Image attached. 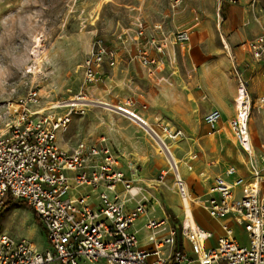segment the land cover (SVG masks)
<instances>
[{
  "label": "built area",
  "instance_id": "built-area-1",
  "mask_svg": "<svg viewBox=\"0 0 264 264\" xmlns=\"http://www.w3.org/2000/svg\"><path fill=\"white\" fill-rule=\"evenodd\" d=\"M228 1L232 5L240 2ZM259 1L252 0L253 6ZM154 32L160 38H147L145 24H137L135 58L149 72L157 60L144 48L145 40L151 42L159 55H165L173 46L187 47L191 42L187 31L165 36L162 26L156 25ZM247 47L254 60L264 59V35L251 40ZM91 49L84 61V77L85 84L96 85L102 82L98 70L105 63L114 67L118 55L99 39ZM262 78L264 82V70ZM246 97L249 118L251 100L247 93ZM42 100L40 90L33 89L9 107L10 122L0 135V216L10 200L25 202L40 219L48 248L38 251L25 239L1 233L0 264H264V175L253 161L249 177L238 175L237 168L230 167L208 189L203 209L210 219L222 222V234L214 245L210 242L214 232L185 220L180 232L171 228L166 240L155 243L153 254L157 258L150 262L148 254L139 250L138 235L131 228L140 217L148 215L152 202L127 210L125 202L136 198L138 191L120 170L119 156L104 138L80 142L71 150H63L59 138L75 118L85 117L89 107L95 105L126 116L149 134L162 151L167 167L160 171L157 182L164 186L171 178L172 189L185 210L187 200L194 203L197 199L192 197L172 149L173 143L184 138L182 130L150 124L131 109L130 101L112 107L89 99L83 91L47 108H40ZM253 107L264 110V90ZM221 120L219 110L204 118L211 132L218 130ZM248 124L238 118L230 123L236 140L250 156ZM196 158L193 155L189 160ZM118 186L123 187L122 193L117 191ZM164 226L163 221L149 219L146 229L155 234ZM237 228L247 234V244L237 238ZM179 234L190 251L177 249L167 258L160 255L165 245L176 244Z\"/></svg>",
  "mask_w": 264,
  "mask_h": 264
},
{
  "label": "rangeland",
  "instance_id": "rangeland-1",
  "mask_svg": "<svg viewBox=\"0 0 264 264\" xmlns=\"http://www.w3.org/2000/svg\"><path fill=\"white\" fill-rule=\"evenodd\" d=\"M252 6V0H248L247 3L240 0L237 5H232L228 0H0V135L5 133L10 122V105L15 104L19 98L33 89H39L43 96L40 108H47L58 101L70 100L81 91L86 93L89 99L96 100L93 94L95 85L85 84L84 77V61L95 40H102L104 45L116 51L119 57L122 50L125 53L134 47L139 22L145 24L148 36L155 38L158 37L153 33L156 25L162 26L166 36H173L172 34L181 30L190 34L203 31L210 36L208 41H200L198 44L192 42L190 53L183 54L177 48L173 49L176 46L171 48L170 53L177 59L174 64L177 69L175 77L181 76L185 85L183 79L186 77L184 74L186 69L180 63V59L198 53L212 57L216 69L221 71L223 90L237 96L238 89L241 86L245 88L251 100L248 134L252 152L255 154L251 161L264 175V110L253 107L260 84L252 82V76L257 72L247 67V62L239 65L236 60H233V64L231 61H221L227 56L222 46L221 35L228 42L235 33L245 29L244 25H236L230 32L224 31L230 17L229 7H236L239 10L252 9ZM175 26L183 29L175 31ZM263 62L264 59L259 61ZM200 68L198 67V70ZM228 68L233 72L227 71ZM206 92L207 98L211 99L212 94L207 89ZM236 96L228 100L223 109L219 135L225 137V146L229 151L224 168L235 166L246 174V167L250 166V156L238 145L230 125L236 118L234 110V99H238ZM122 102L126 104L124 100ZM214 105L216 107L219 104L214 100ZM96 109L89 107L90 112L87 116L90 114V117L95 119L92 110ZM87 116L85 121L90 122V117ZM97 121L102 123L100 118H97ZM156 123L151 122L152 125ZM147 136L153 141L157 153L162 154L153 138L149 134ZM162 156L165 158L163 154ZM188 159L189 157L179 162L176 158L187 183L194 175V169L190 170L187 165ZM212 159L219 168L223 160L219 156ZM142 170L141 167L140 171L143 172ZM136 171L139 172L137 167ZM157 175L158 172L155 173V180ZM168 182L172 187L171 178ZM170 201L160 202L165 209L168 208L172 215L171 219L176 224L184 222L187 208L182 214L178 209H184L183 202L177 200L178 202L171 206ZM205 201L197 199L191 204L194 218L203 214ZM173 206L175 211L172 209ZM24 207L12 208L1 217L0 234L5 232V235L8 234L14 239H25L39 248H48L46 235L43 229L40 231L42 227L36 222L34 212L30 208L32 214ZM187 207L191 208L189 204ZM159 210L158 206L154 207L150 214L156 215ZM142 218L145 217H140L137 221ZM207 220L203 217L199 219L205 230L222 234L220 223L212 219ZM237 237L242 243H248L247 234L240 228L237 229Z\"/></svg>",
  "mask_w": 264,
  "mask_h": 264
},
{
  "label": "crops",
  "instance_id": "crops-1",
  "mask_svg": "<svg viewBox=\"0 0 264 264\" xmlns=\"http://www.w3.org/2000/svg\"><path fill=\"white\" fill-rule=\"evenodd\" d=\"M247 1L244 0V3H247ZM254 6L257 7L252 6V9L244 8L239 10L236 7H229L230 17L224 26V31L228 33L236 25H244L245 29L235 33L228 42L221 35L222 46L227 53V56L223 57L221 61L227 60V62L231 61L233 64V60H236L239 65L247 62V67L257 72L252 76V82H259L260 84L256 94L258 98L264 90L262 78L264 62L259 63V61L254 60L247 46L251 42L249 39L252 37L264 35V0H260ZM236 13L237 17L235 16ZM180 29L183 28L174 27L175 31H179ZM157 35V38H160V34ZM190 35L191 42L187 47L176 46L173 49L176 50L177 48L183 54L186 52L190 53L192 42L198 44L200 41H208L210 37L203 31L192 32ZM216 37L217 35L215 34L214 38L216 39ZM147 38L150 37L148 36ZM144 45L148 54L157 60V65L153 67L152 72H149L147 68L140 64L138 58H135L137 52L135 45L125 53L122 50L120 56L116 59L117 62L114 67H110L108 63H105L103 65L104 68L98 71V75H103V78L100 84L93 86L95 101L109 104L112 107L123 105L124 102L122 100L126 103L130 101L132 102L131 109L150 124L151 122H157L156 124H163L173 129L182 130L184 138L172 144L173 153L175 152L174 155L179 159V162L196 155V159L191 161L188 159L187 165H189V169H194V175L188 182V186L193 198L206 200L208 189L214 179L219 176H225L228 168L235 167L227 166L224 168L227 164L225 158L229 156V151L225 146V137L219 135V133L221 131L220 123L224 115L223 109L228 100L233 99L236 95L223 90L221 71L216 69L212 57L196 53L194 55L189 54L190 56L180 59V63L186 69V71L184 70L186 77L183 79L185 85H183L182 77H175L177 69L174 64L177 59L170 53L171 48L165 55H159L151 42L145 40ZM198 67L200 70H198ZM227 71L233 72L230 68ZM241 71L243 72V70ZM247 75L249 76V74ZM261 86L262 90L260 91ZM206 89L212 94L211 99L207 98ZM214 100L219 104L216 107ZM235 100L236 98L234 99V104ZM93 107L97 108L96 110H92L95 119L91 118L90 114L86 115L90 117V122L85 121V117L75 118L69 129L60 135L59 146L63 150H71L80 142L91 143L101 138L107 141V145L120 158V170L126 175V178L133 181L138 191L136 198L125 202L127 210L132 211L140 203L152 202L148 215L142 216L145 218L136 221L131 228V232L137 233L139 250L147 253L148 260L153 262L157 258L153 254L156 249L155 243L166 240L169 237L171 228H176L180 232L179 228L182 225V223L176 224L171 219L172 215L170 211L168 208L165 209L160 202L161 200H171L169 203L172 206L178 202L177 200H181L180 197L172 189L171 185H168V181L164 186H161L158 184L157 178L156 180L154 179L156 172L159 174L160 171L167 167V161L162 154L157 153V149L151 138L137 124L131 122L126 116L106 107L98 105ZM213 110H219L222 114V120L216 132H211L204 122L206 114ZM89 112L90 110L88 109ZM97 118H100L102 123L98 122ZM238 145L240 146L239 142ZM174 146L177 147L174 148ZM217 156L223 160L219 168L215 166L212 159H215ZM251 157H253L252 154ZM249 160L251 162L252 159L249 157ZM135 166L139 172L136 171ZM141 167L143 172L140 171ZM237 170L238 175L249 177L248 165L246 167V174H243L238 168ZM181 172L183 174V170ZM117 191L122 193L123 187L118 186ZM157 206L160 209L159 212L156 215H151V210ZM17 207L19 205H13L4 210L0 218L8 213L10 209H16ZM185 207L188 208L187 203ZM189 207H191L189 208L191 211L193 207L191 205ZM24 208L33 214L27 207ZM174 208L173 206V211H175ZM178 211H181L183 214L184 209H178ZM202 213L200 217L210 219L204 210ZM192 216L194 222L202 227L199 221L200 217L194 218L193 210ZM149 219L163 221L165 222V226L155 234H152L151 231L146 229ZM216 222L220 223V225L222 223L220 221ZM40 231H42V228H40ZM2 234H5V232ZM218 236L220 234H215L214 239L210 241L212 245L215 244ZM176 241L174 246L165 245L160 250V255L167 258L177 249L190 251L189 244L181 235H178ZM35 248L38 251H45L47 249L37 246Z\"/></svg>",
  "mask_w": 264,
  "mask_h": 264
},
{
  "label": "bare ground",
  "instance_id": "bare-ground-1",
  "mask_svg": "<svg viewBox=\"0 0 264 264\" xmlns=\"http://www.w3.org/2000/svg\"><path fill=\"white\" fill-rule=\"evenodd\" d=\"M237 93H238V96H237L238 99L236 100V103L234 104V110H235L236 118H238L240 121H242V123L245 124V122L246 121L248 122V119H249L248 116H247V107L248 106H245L247 104V97H246L245 88L243 86H241L238 89ZM249 138L250 137H248V140L250 141ZM248 145L250 147L252 156H255V154L252 152L251 144L249 143ZM251 154H250V156H251ZM174 158H175V161H176V157H174ZM186 203L189 204V205L192 204L190 200H187L185 202V204ZM185 220H186L187 224L191 223V220L193 221L194 224H196V222H194V219H193V216H192V212L188 208L186 210V219Z\"/></svg>",
  "mask_w": 264,
  "mask_h": 264
},
{
  "label": "trees",
  "instance_id": "trees-1",
  "mask_svg": "<svg viewBox=\"0 0 264 264\" xmlns=\"http://www.w3.org/2000/svg\"><path fill=\"white\" fill-rule=\"evenodd\" d=\"M13 205L25 206V207H27L28 209H30V208L27 206V204H26L25 202H23V201H14V200H10V201L8 202V204L6 205V207H5L4 210L8 209L9 207H11V206H13ZM30 210H31V209H30ZM34 216H35V219H37L36 222H37V223L39 224V226L41 227L40 222H39L40 219L38 218L37 214L34 213Z\"/></svg>",
  "mask_w": 264,
  "mask_h": 264
}]
</instances>
